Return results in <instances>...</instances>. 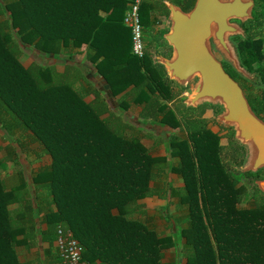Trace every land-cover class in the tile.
I'll use <instances>...</instances> for the list:
<instances>
[{"label": "trees", "instance_id": "trees-1", "mask_svg": "<svg viewBox=\"0 0 264 264\" xmlns=\"http://www.w3.org/2000/svg\"><path fill=\"white\" fill-rule=\"evenodd\" d=\"M132 1L0 0V16L4 15L0 17V127L7 136L0 170L16 160V149L9 146L14 133L18 150L36 144L50 157V164L31 176L33 195L38 189L44 192L41 203H33L23 176L12 187L0 177V264H19L14 248L31 236L35 212L42 213L39 221L45 224L42 240H54L60 225L82 245V258L89 263L164 264V249H177L179 244L184 264H264V195L257 188L247 192L240 183L252 172L236 173L224 165L218 136L206 128L205 119L187 120L186 137L168 140L167 155L178 162L167 164L166 157L152 156L136 136L125 135L130 125L120 117L100 118L106 108L97 94H92V102H85L72 87L77 73L66 68L57 74L52 66L32 62L24 67L19 62L20 47L12 30L21 43L44 53L85 43L94 50L88 56L91 61L103 56L95 67L113 94L133 82L136 97L146 99V91L168 97L164 85L170 81L157 74L147 52L142 58L125 56L120 62L106 53L110 30H124L123 13ZM167 1L184 11L194 2ZM253 1L250 26L259 24L258 16L264 12V0ZM138 15L143 31L158 23V16H166L167 9L163 0H139ZM245 25L241 27L247 32ZM158 37L162 39V34ZM233 40L240 65L257 73L262 88L246 99L264 118L263 39L247 35ZM254 63L259 66L253 68ZM226 72L234 77L232 68ZM158 108L163 123L179 125L171 110ZM165 171L178 174L182 186L165 184L161 180ZM166 193L177 197L187 218L174 234L160 236L147 221L129 216L138 210V199ZM243 199L249 201L247 206L240 205ZM16 201L20 209L10 213L7 205Z\"/></svg>", "mask_w": 264, "mask_h": 264}, {"label": "crops", "instance_id": "crops-1", "mask_svg": "<svg viewBox=\"0 0 264 264\" xmlns=\"http://www.w3.org/2000/svg\"><path fill=\"white\" fill-rule=\"evenodd\" d=\"M100 14L105 15V13L103 12H100ZM157 19L159 20V16L157 17ZM155 24L157 23L151 24L150 27ZM123 27L124 30L113 28L109 33L111 42L106 53L110 58H112L113 61L117 62L123 60L125 56L126 58L128 56H132L129 47L130 32L129 29L122 24V28ZM120 35L122 36L120 37ZM124 38L125 42L123 41ZM118 40L122 41L121 45H119ZM156 40L157 39L152 38V44H156ZM158 40H162V43L159 41L160 48L158 46L154 47L153 45L152 49L154 48V51L150 50L151 48L148 47L145 52L149 54V60H151L153 64H156L155 70L157 74L162 78H167L164 68L160 64L154 63L153 60L155 53L163 57H169L171 54V50L163 38L160 39L158 37ZM31 48L35 53L34 56L37 55V57H47V63L43 62L39 65L52 66L57 74L64 73L66 68L69 69V73L71 74L77 73V79L73 82L71 81L72 87L82 94L83 100L85 102H92V94H97V101L103 103L106 108V110L102 112V114H100V118H106L110 114L122 117V119L126 121L128 125L132 126L131 130L134 133L133 135H145L148 138V140L144 138L140 139V142L152 156H164L166 157L167 164H177V157H169V159L167 158V148L164 146V144L162 145L159 140V137H161L160 133L164 134L165 138L169 140L172 136L185 138L186 131L180 126V123L178 126L174 127L170 126L168 123H163L161 121L162 112L160 111L158 106H164L165 110H171L177 120H179V118H177L176 114H181L184 108L190 107L191 112L193 113L191 115L194 117V107L186 106L183 103V99L185 98V90L183 88H180L174 81L167 78L170 83H167V86L166 84L164 86L166 87V90H168V97H164V95H158V91H154V93L146 91V94L148 95V97H150L149 101H146L148 97L146 99L143 97H136L135 93L137 91V88L133 82L129 83L125 88L113 94L109 88L108 83L103 78V76L98 73L95 67V64L97 62L103 60V56L99 54L98 58L95 61H91L88 56L92 55V53H94V50L89 49L88 45H86L85 43L81 44L79 47L61 48L60 51L55 54L44 53L33 48L32 46ZM32 62L34 61H31V63ZM28 64L23 66L26 67L28 66ZM105 68L108 69V66H106ZM145 88L146 87H144V89ZM165 92H163V94ZM209 115L208 113L204 112L203 115L200 116V118L205 119V125L207 129H209L213 133H216V129L214 128V126H216V124L218 123H216L215 125H210V122H208L207 120V116ZM175 129H178L180 133L179 135L172 134ZM222 139H218V144H221V141L222 144H224L225 138L223 137ZM30 146V150L27 149L25 151H21V153L25 154V156L26 154L31 153V156L33 159H35V162H32V164L19 163V165L18 161L15 160L7 163L6 166H10L11 164L14 165L15 168L14 170L11 169L9 171L10 174L7 177V181L10 180V184L6 185L5 182H3L6 187H12L18 184L20 176H23L26 181L25 189L29 192L28 194L35 204V202L41 203V195L44 192L41 189H38L36 197L35 195H33L32 192L34 191V186L31 182V176L37 170L48 166L50 164V157L44 152L36 149V144ZM3 156H1L0 158H2ZM165 172L166 174L164 175V178H162L165 184H168L169 186L175 188L182 186V179L178 174L167 171ZM1 178L2 180H5L3 177ZM26 197H28V195H26ZM138 203V210L130 214L129 216L134 219L147 221L155 228L156 232L160 236L172 235L178 228L184 227L186 225L187 218L185 217V212L183 211L182 207L179 206L176 196H170L168 193H166L163 197L152 195L138 199ZM17 209H20V202L16 201L7 205V210L10 213ZM41 214V212L40 214L38 212H35L32 222L33 230L30 232L31 236L26 239L25 242L16 245L14 248L16 259L19 264H59L57 262V255L54 249V241L52 240L50 243H48L46 239L42 240L41 235L43 230L45 229V224L39 221ZM24 226L25 234H28V224H25ZM20 237L21 235L18 238ZM161 260L164 264L185 263L184 259H180V256L176 255V250L174 248L164 249Z\"/></svg>", "mask_w": 264, "mask_h": 264}, {"label": "water", "instance_id": "water-1", "mask_svg": "<svg viewBox=\"0 0 264 264\" xmlns=\"http://www.w3.org/2000/svg\"><path fill=\"white\" fill-rule=\"evenodd\" d=\"M168 29L162 38L170 47L169 57L154 54L169 80L187 89L183 99L186 106L219 105L215 120L233 130V139L246 149L244 162L236 173L264 169V120L251 109L239 84L224 70L211 50L210 42L232 67L245 75L236 48L228 35L246 38L241 23L252 18L253 0H194L187 11L169 1ZM247 73V72H246ZM257 74V73H255ZM257 190L264 195V175L254 180Z\"/></svg>", "mask_w": 264, "mask_h": 264}, {"label": "rangeland", "instance_id": "rangeland-1", "mask_svg": "<svg viewBox=\"0 0 264 264\" xmlns=\"http://www.w3.org/2000/svg\"><path fill=\"white\" fill-rule=\"evenodd\" d=\"M253 7H254V1H253ZM252 10H253V8H252ZM256 16H257V13H256ZM0 17H1V19L4 18V15L1 14ZM258 18H260L259 20H261V21L257 25H255V23H254L252 26H250V24L247 22L248 20L243 21V24H246L245 26L248 29L247 30L248 33L245 31H244V33H245L246 37H247V35H254L255 37L262 38L263 42H264V12H261L259 14ZM230 22L237 23L240 26L242 24L239 20H235V19H231ZM167 29H168V21L166 20L165 16H159V22L157 24L153 25L152 27L149 26L146 29H143L142 35H143V40H144V51L148 47L151 48L150 50H153L154 49V48L152 49L153 45H154V47L155 46L159 47L160 42L162 43V40H158V35L160 36V33L162 34V33L166 32ZM11 35H12V38L18 43V45L20 47V53L18 55V60L22 65H27L29 62L31 63V61L37 62V64H42L43 62L47 63V57H45V56L37 57V55L34 56L35 53H34V51H32L31 46L21 43L18 39L17 34L13 30L11 31ZM152 36H156V38H155V39H157L156 44H154V43L152 44ZM234 36L235 35H228V41L235 47V41L233 40ZM149 43H150V45H149ZM147 45H149V46H147ZM210 47H211V50L214 53L215 57L221 62L222 66L224 68H226V69L232 68L233 69L234 79L237 81V83L241 87L245 96L250 95V94H257L260 91V89L262 87H261V84L258 80L257 74H255L256 72H249L246 70L247 73L245 72V75H243L242 73L236 71L232 67L230 62L227 61L222 56V54L216 49L215 45L212 42H210ZM262 51L264 53V44L262 47ZM252 66H253V68H256L259 66V64L254 63ZM241 67H243V66L241 65ZM243 68L245 69V67H243ZM184 90H185V96L184 97H186L188 95L189 91L187 89H184ZM211 106H213L214 108L210 109V107L203 105V104H200L197 107H194V117L191 115L193 113L191 112L190 107L184 108V110L181 114L175 113L177 118H179L180 126L182 128H184V130H186V128L184 127L185 122L187 120L190 121L193 119L195 120L197 118H200V116L203 115L204 112L208 113V115L210 114L209 116H207L208 117L207 120H208V122H210V125H213V124L215 125L218 122L215 120L214 117L216 114L219 113V111L221 110V107L219 105H211ZM112 117H115V116L110 114L108 118H112ZM118 117H120V116H118ZM120 119L123 120L122 117H120ZM263 120H264V118H263ZM123 122L127 123L124 120H123ZM218 124H216V126H214V128L216 129V134L218 133V135H217L218 139L219 138L222 139L223 137L225 138L224 144H222L223 139L221 141V144H219L220 145V158L227 168H229L230 170H233V169L236 170V168L239 167L245 160L246 149H245V147L238 144V142L236 140L233 139V130L231 128L225 127L220 123H218ZM131 128H132V126H130V128L125 131V135L136 136V134L133 135L134 133L131 130ZM172 134L179 135L180 133H179L178 129H175ZM160 136H161V137H159L160 142L162 143V145L164 144V146L166 147L167 141H168L167 138H165L164 134H162V133H160ZM136 137L138 138L139 141H140V139H143V138L148 140V138L145 135L144 136H136ZM5 138H7V136L4 133V131L2 130V128L0 127V157L3 156V154H4V156L2 158H4L6 156V151L3 148V146H5L7 144ZM11 139L13 141H11L9 139V146L11 148L16 149L15 159H16V161H18V164L19 163L20 164H22V163L23 164H26V163L32 164V162H35V159L32 158L31 153L26 154V156H25V154L21 153V150H18V146H17L16 142L14 141L15 133L13 135H11ZM232 156H233V159H232ZM167 158L169 159L168 155H167ZM14 168H15V166L10 164V166H6L5 169L0 170V176L5 179L3 181L5 182L6 185L10 184V182H9L10 180L7 181V177L10 174L9 171L11 169L14 170ZM260 170H262L260 173H256L257 172L256 171V172L250 173L248 176L240 179V183L244 185V188L247 192H251L254 188H256V186L254 184V180L259 179L264 175V169H260ZM165 174H166V172H164L161 177L164 178ZM152 183H153V181L151 182V184ZM177 188H179V187H177ZM248 204H249V201H245V199H243L240 203V205H243V206H247ZM183 251L184 250L181 249V245L178 244L177 249H176V255L180 256V259H184V255H183L184 252ZM57 262L59 263L58 259H57Z\"/></svg>", "mask_w": 264, "mask_h": 264}, {"label": "built area", "instance_id": "built-area-1", "mask_svg": "<svg viewBox=\"0 0 264 264\" xmlns=\"http://www.w3.org/2000/svg\"><path fill=\"white\" fill-rule=\"evenodd\" d=\"M139 0H133L128 4L124 12L122 23L130 31L131 55L142 58L144 55V40L142 27L138 15ZM54 249L59 264H97L89 263L82 258V245L75 239L70 230L58 225L55 229Z\"/></svg>", "mask_w": 264, "mask_h": 264}, {"label": "flooded vegetation", "instance_id": "flooded-vegetation-1", "mask_svg": "<svg viewBox=\"0 0 264 264\" xmlns=\"http://www.w3.org/2000/svg\"><path fill=\"white\" fill-rule=\"evenodd\" d=\"M223 67V66H222ZM224 68V67H223ZM224 70L226 71V68H224ZM230 77H232L233 79H234V77L233 76H230ZM235 80V79H234ZM236 81V80H235ZM237 82V81H236ZM257 115V114H256ZM259 116V115H258ZM260 117V116H259ZM262 120H263V118L262 117H260Z\"/></svg>", "mask_w": 264, "mask_h": 264}]
</instances>
